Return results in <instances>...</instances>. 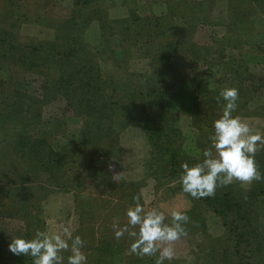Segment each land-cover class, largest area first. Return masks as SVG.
I'll return each mask as SVG.
<instances>
[{"label":"trees","instance_id":"1","mask_svg":"<svg viewBox=\"0 0 264 264\" xmlns=\"http://www.w3.org/2000/svg\"><path fill=\"white\" fill-rule=\"evenodd\" d=\"M45 1L43 4L44 0H39V9H30L27 0H0V183L5 184L3 189L10 202L5 203L6 214L27 222L29 230L23 237L30 239L37 230L45 232L41 197L44 192L48 194L47 187L54 181H60L71 150L89 147L99 140L120 152L121 133L129 126L138 125L150 144L144 176L137 184L122 183L121 188L134 187L132 190L137 192L138 187L152 179L156 188L169 187L175 193L185 194L194 201L193 208L186 212L189 217L184 225L186 231L193 225L200 227L205 221L203 213L210 211L222 221L230 242L227 251L234 250L227 264H264L261 254L264 251V179L254 180L245 188L234 181L217 187L213 196L200 199L184 193L179 180L181 165L187 162L193 166L202 161L203 150L210 148L213 122L223 111L221 89H238L233 116L248 121L264 117V105L250 107L253 96L258 97L264 89V77L255 75L251 67L253 61L264 63V41L254 40V47L251 40L245 39L255 32L251 15L264 14V0H224L228 14L225 23L212 16L217 0H143L149 9L147 16L138 14L135 0H122L128 6V17L121 22L108 20L103 0H72L69 10L55 13L54 7H48L50 4ZM161 7L164 10L158 15L155 12ZM178 19L186 27L177 28ZM94 21L99 24L94 26ZM31 22L48 28L51 38H24L20 28ZM204 25L212 29L211 42L200 47L194 40ZM91 29L96 30L95 47L87 36ZM247 44L251 47L248 50L244 48ZM117 49L128 57L134 49L141 51L142 58L151 60L156 80H150L151 84L142 88L141 84H135L133 75L141 78L147 75L141 72L125 75L124 68V76L117 77L115 71L121 70L120 67L127 70L130 67L125 57L118 60ZM244 49L249 56L244 55ZM180 56L187 59L190 75H181ZM110 57L124 65L108 71L106 64ZM26 73L41 77L39 94L26 89L30 84ZM183 82L193 89L190 110V126L196 130L193 136L183 135L179 124L173 119L169 121L171 111L163 101L168 92ZM59 97L71 109L84 112V120L77 141L55 148L54 136L63 128V122L45 120L43 108ZM263 151L264 148L260 149L254 157L262 176ZM111 154L105 152V155ZM93 163L92 159L82 166L89 165L90 169ZM100 173L90 172V175L95 179ZM31 181L36 184L30 186ZM82 181H72L71 185L61 182L58 186L67 187L65 191L77 190L84 188ZM31 187L41 189L39 200L34 201ZM78 208L82 219L77 233L82 238L91 232L94 240L99 241L95 234L99 229L96 209L90 208L92 221H88L85 208ZM109 213L106 208L104 214ZM170 221L166 217V222ZM99 226L101 230L103 224ZM101 238L91 249L95 254L93 264H116L115 258L131 244L125 235L119 240L114 234ZM9 243L0 231V264H32L30 256L10 252ZM227 251L214 249L213 257L217 258L220 253L227 255ZM141 263L140 260L127 262Z\"/></svg>","mask_w":264,"mask_h":264},{"label":"rangeland","instance_id":"2","mask_svg":"<svg viewBox=\"0 0 264 264\" xmlns=\"http://www.w3.org/2000/svg\"><path fill=\"white\" fill-rule=\"evenodd\" d=\"M28 8L39 9V0H27ZM44 0V3L45 4ZM48 7L53 6L54 13L57 11L69 10L72 7V0H48ZM104 7L107 11L108 20H119L121 22L123 19L128 17V6L123 5L122 0H103ZM134 7L137 9L138 14L141 16L149 15V9L146 6L145 1L135 0L133 2ZM62 9V10H61ZM227 7L224 0H217L213 10L214 20L219 22H227L228 14ZM164 7L158 8L155 12L158 15L163 12ZM1 12V10H0ZM165 13V11H164ZM251 22L255 24V32L252 37H246L247 41H252L251 45H256L254 42L258 39L264 41V14H253L250 17ZM99 24L97 21H94L93 25ZM177 28L183 29L186 27L183 20L176 21ZM92 25V26H93ZM99 26V25H98ZM24 38L27 37H37L39 39H50L52 36L51 31L48 28L42 27L39 24L26 23L23 24L20 28ZM212 29L207 25L200 27L197 31L196 40L197 44L200 47L209 44L211 42L210 32ZM96 30L91 29L88 32V38L90 40L91 46L95 47L96 44ZM101 33V32H97ZM222 33V32H221ZM102 36V35H101ZM121 43L120 40H116ZM246 50L250 49L248 44L244 47ZM244 51L245 56H249V52ZM253 49V48H252ZM119 54L118 60L125 57L129 60V70L125 67H120L121 70L115 71L117 77H123L127 72L139 74H145L144 78L142 76L133 75L135 84H141L142 88H146L145 85H150L152 80H156L154 76V66L151 69V60L144 59L141 57V51L134 49L130 51V57L128 55H121V49H117ZM255 48L253 49V52ZM120 52V53H119ZM236 53V52H235ZM253 57V56H252ZM251 57V58H252ZM180 66H181V75L187 76L188 74V61L185 56H180ZM108 63L106 64L108 71H113L112 68L116 66H123L124 63L119 61L112 60L110 57ZM257 61L251 62V67L254 68L255 75L259 77H264V63L256 64ZM155 64V63H154ZM157 64V63H156ZM118 68V69H120ZM122 68L123 71H122ZM122 72V73H121ZM150 73V74H149ZM153 74V76H152ZM27 81L30 84H27L26 89L31 92L37 91L39 94L40 88V76L36 74L26 73ZM192 87L186 83H180L178 87H175L173 91L168 92L165 95L164 103L165 107L171 111V117L169 119L172 122V119L179 124V128L183 135L186 133L193 136L196 135V130L190 126V110L192 108ZM259 100H264V89L261 92V95L258 97L253 96L250 107L254 108L255 104ZM78 112V113H77ZM84 112L75 111L68 107L65 100L62 98H56L53 102L46 105L43 108V118L48 121L59 119L63 122V128L59 133L54 137V147L63 146L64 144H70L78 140L80 130L84 120ZM264 121V117H260ZM259 117L252 118V121L242 120L246 122L253 133L259 132L264 134V126L258 125L257 120ZM241 119V118H240ZM100 139V138H99ZM101 140V139H100ZM106 141V139H102ZM120 152L110 148L104 143H100L99 140L94 141L89 147H83L80 150H71L65 160V166L67 167L59 177L60 181L57 183V180L53 182L48 188V194L44 192V197H41V208L42 214L41 217L45 220V232L53 233L60 231L64 226L70 227L73 232V235H79L77 233L78 229L81 227V219L79 206L85 208L84 212L87 215V220L92 221V215L89 213L90 208L94 207L97 211L98 227L96 230V236L99 237V241L94 240V237L91 235V232H87L82 239L87 241L84 244L83 252L87 256V262L93 264V258L95 257L91 249L99 244L102 240L101 237L114 234L113 224L117 223L119 226H123L127 223V217L125 216V211L130 206H134L136 201L133 200V197H139V203L145 208V210H150L151 208H161L162 210H171L179 209L183 211H189L194 206V201L189 199L185 194L180 192H174L169 187L156 188L155 181L152 179L147 180L144 186L138 187V190H132L134 187L129 188L131 190H126L125 187L121 188L122 183L132 184L133 182L141 181L144 176V163L149 157L150 144L145 136L144 131L138 126H129L126 130L121 133L120 138ZM105 152L110 155H105ZM114 152V153H113ZM264 152V151H263ZM94 160L93 164L82 166L86 164L89 160ZM90 172H101V175H95V179H92ZM97 174V173H96ZM104 176V178H103ZM103 178V179H102ZM83 180L84 188L79 189H70L64 190L65 188L59 187L58 184L65 182V184L71 185L72 181ZM129 182V183H128ZM30 186H34L35 181L28 183ZM55 184V185H54ZM5 184L0 183V231L5 234V238L8 242H11L12 238L17 236H25L27 231V222L19 216L10 217L6 214L5 203H10L5 196L4 188ZM242 185V184H241ZM244 188L247 187V184L242 185ZM28 187V186H27ZM30 188V187H29ZM32 193L34 194V201L39 200V194L41 189L31 187ZM76 192H79L75 195ZM30 194V195H31ZM46 195V196H45ZM18 205H21L18 204ZM38 213H39V205ZM108 209L110 213L104 214V210ZM112 210V211H111ZM204 214V223L198 226H191L187 230V236L182 237L180 240L176 241L172 247L175 250V259L171 264H205L210 262L211 264H227L231 260V254H233V249L227 251V248L230 244L225 234L224 228L221 224L220 217H216L212 212L207 211ZM170 218V216H166ZM171 219V218H170ZM99 223L103 224L102 229L100 230ZM262 225L264 230V218L262 219ZM91 238V241L85 238ZM129 238L127 233H125V238ZM131 243L132 238H129ZM98 240V239H97ZM89 241V242H88ZM228 242V243H227ZM228 245V246H227ZM90 246V247H89ZM129 246V247H128ZM127 246V249L118 255L115 258L116 264H127L131 260H140L144 264H153L155 262L156 256H138L129 251L130 244ZM222 249L227 251V255H220L216 258L213 257L214 249ZM232 252V253H231ZM261 254L264 255V251H261ZM158 255V254H157ZM65 257V264H67V255L63 254ZM222 256V257H220ZM141 263V264H143ZM264 263V258H263ZM165 264H168L166 261Z\"/></svg>","mask_w":264,"mask_h":264},{"label":"clouds","instance_id":"3","mask_svg":"<svg viewBox=\"0 0 264 264\" xmlns=\"http://www.w3.org/2000/svg\"><path fill=\"white\" fill-rule=\"evenodd\" d=\"M238 95L235 87L220 90L223 111L213 122L210 148L203 150L202 161L193 166L187 162L181 165L182 191L194 199L211 197L217 187L234 181L243 185L264 179L254 158L256 152L264 148V134L253 133L246 122L232 115L237 108ZM133 200L135 205L125 211L127 223L123 226L113 224L115 239L119 240L127 233L133 241L129 248L131 253L141 257L155 255V264H165L166 261L171 264L175 259L172 245L187 236L184 225L189 217L186 211H166L156 207L145 210L139 197L134 196ZM166 216H170V223L166 222ZM84 244L81 236H74L70 227L64 226L51 234L37 230L30 239L14 237L8 249L14 255L30 256L32 264H65L63 252L69 253L67 264H87Z\"/></svg>","mask_w":264,"mask_h":264},{"label":"crops","instance_id":"4","mask_svg":"<svg viewBox=\"0 0 264 264\" xmlns=\"http://www.w3.org/2000/svg\"><path fill=\"white\" fill-rule=\"evenodd\" d=\"M257 105H264V100H259L258 102H257V104H255V106L254 107H256ZM260 118V117H259ZM257 124L258 125H261V126H264V121H262L261 120V118L260 119H258L257 120Z\"/></svg>","mask_w":264,"mask_h":264}]
</instances>
